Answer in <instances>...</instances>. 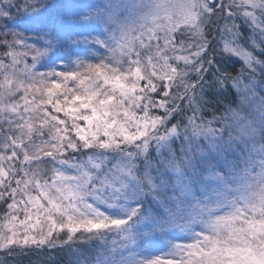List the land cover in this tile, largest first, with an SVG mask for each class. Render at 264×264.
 I'll list each match as a JSON object with an SVG mask.
<instances>
[{
  "label": "snow or ice",
  "instance_id": "obj_1",
  "mask_svg": "<svg viewBox=\"0 0 264 264\" xmlns=\"http://www.w3.org/2000/svg\"><path fill=\"white\" fill-rule=\"evenodd\" d=\"M57 250L264 264V0H0V264Z\"/></svg>",
  "mask_w": 264,
  "mask_h": 264
},
{
  "label": "trees",
  "instance_id": "obj_2",
  "mask_svg": "<svg viewBox=\"0 0 264 264\" xmlns=\"http://www.w3.org/2000/svg\"><path fill=\"white\" fill-rule=\"evenodd\" d=\"M235 99H236L235 93H233V95L229 97V100L227 101V103H232L233 107H235V103H234ZM54 255H55V259H52L51 255H47L45 257V259L48 261V264H66L68 257L65 255L64 252L57 250ZM3 259L4 257L0 256V260H3ZM9 264H18V262L9 261ZM23 264H28L27 259L24 260ZM33 264H37L34 258H33Z\"/></svg>",
  "mask_w": 264,
  "mask_h": 264
}]
</instances>
